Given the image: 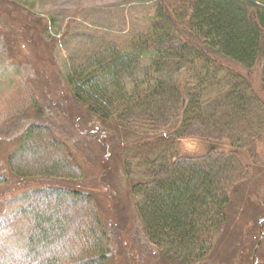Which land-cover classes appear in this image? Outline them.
<instances>
[{"label": "trees", "instance_id": "1", "mask_svg": "<svg viewBox=\"0 0 264 264\" xmlns=\"http://www.w3.org/2000/svg\"><path fill=\"white\" fill-rule=\"evenodd\" d=\"M155 3L145 32L131 35L125 48L105 45L65 81L103 123L143 134L171 130L164 152L146 143L143 155L129 151L151 177L136 188L143 198L139 216L150 244L163 255L201 264L225 227L231 193L250 176L241 153L255 157L264 140V0ZM10 24L13 43L40 47L37 26L22 17ZM2 42L0 55L10 50ZM141 53L154 57L144 77L126 88L121 77L136 68ZM44 124L25 130L8 161L15 180L33 191L13 210L0 203V264H107V232L96 199L76 187L83 170ZM181 140L232 146L191 157L179 154Z\"/></svg>", "mask_w": 264, "mask_h": 264}, {"label": "rangeland", "instance_id": "2", "mask_svg": "<svg viewBox=\"0 0 264 264\" xmlns=\"http://www.w3.org/2000/svg\"><path fill=\"white\" fill-rule=\"evenodd\" d=\"M155 11V0H4L0 5V39L10 44V53L0 55V180H5L0 185V203L13 210L16 201L33 191L15 180L8 161L25 130L33 123H45L83 170L76 187L96 199L107 232V264H180L163 255L146 236L139 216L143 198L136 188L151 177L129 153H147L142 143L157 144L154 151L164 152L171 130L143 134L112 121L103 123L76 101L65 77L109 43L125 48L131 35L148 29ZM21 17L42 34L38 51L13 43L16 38L10 32L15 26L10 23ZM153 57L141 53L140 62L121 77V83L130 88L141 80ZM224 146L232 145L181 140L177 149L180 155L202 157ZM241 159L251 166L250 176L231 193L225 227L201 264H253L254 255L256 264H264V140L257 145L255 157L241 153Z\"/></svg>", "mask_w": 264, "mask_h": 264}, {"label": "water", "instance_id": "3", "mask_svg": "<svg viewBox=\"0 0 264 264\" xmlns=\"http://www.w3.org/2000/svg\"><path fill=\"white\" fill-rule=\"evenodd\" d=\"M263 223H264V222H262L261 224H263ZM260 242H261V241H260ZM259 245H260V243L258 244L257 248L259 247ZM256 251H257V249H256ZM256 251H255V252H256ZM253 264H256V263H255V255H254V259H253Z\"/></svg>", "mask_w": 264, "mask_h": 264}]
</instances>
